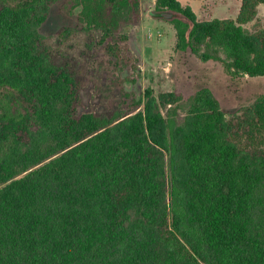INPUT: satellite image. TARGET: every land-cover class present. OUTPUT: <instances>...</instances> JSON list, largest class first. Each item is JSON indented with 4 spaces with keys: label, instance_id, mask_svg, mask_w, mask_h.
<instances>
[{
    "label": "trees",
    "instance_id": "16d2710c",
    "mask_svg": "<svg viewBox=\"0 0 264 264\" xmlns=\"http://www.w3.org/2000/svg\"><path fill=\"white\" fill-rule=\"evenodd\" d=\"M57 1L0 0V264H264V96L238 117L245 149L209 91L128 89L140 67L108 42L122 102L132 99L87 108L86 64L43 44ZM262 3L198 21L179 0H156L154 16L174 23L179 47L204 44L264 76V28L245 27ZM139 4L74 0L101 43Z\"/></svg>",
    "mask_w": 264,
    "mask_h": 264
},
{
    "label": "rangeland",
    "instance_id": "374dc122",
    "mask_svg": "<svg viewBox=\"0 0 264 264\" xmlns=\"http://www.w3.org/2000/svg\"><path fill=\"white\" fill-rule=\"evenodd\" d=\"M184 7H190L198 21L212 18H235L243 0H179ZM156 8V0H140L139 9L133 19L122 25L119 33L112 34L100 42L101 31L82 30L79 23V7L74 0H58L51 8L47 20L41 25L44 35L43 44L50 48L57 57L67 56L89 71L86 87L87 108H96L106 104L119 102L127 107L132 98L123 104L126 95L119 86L117 68L110 62L112 51L105 44L125 45L132 60L140 67V82L136 85L126 81V87L142 95L147 87H152L159 97L165 92H175L184 98L195 97L201 91H209L219 102L232 132L242 147L247 148V138L238 118L244 110L264 96V76H252L238 70L232 60L223 52L217 59L215 53L209 52L204 44L194 43L192 47H179L178 29L170 20L155 17L150 11ZM168 11V10H166ZM174 14V12H173ZM245 27L249 31L264 28V3L257 9L256 18ZM94 42V55L85 59L90 52L87 41ZM120 54L126 56L125 50ZM218 54V53H216ZM114 62L117 59H113ZM93 64V65H92ZM132 62L122 59L120 68L127 69ZM93 66V68H92ZM128 71V70H127ZM127 73V72H125ZM131 73H135L132 69ZM106 96L105 100H101ZM138 96V97H139ZM100 98V99H99ZM142 110L143 107L138 110ZM166 112V108H163ZM229 126V127H230ZM233 133V134H234Z\"/></svg>",
    "mask_w": 264,
    "mask_h": 264
},
{
    "label": "water",
    "instance_id": "95a60500",
    "mask_svg": "<svg viewBox=\"0 0 264 264\" xmlns=\"http://www.w3.org/2000/svg\"><path fill=\"white\" fill-rule=\"evenodd\" d=\"M155 11H156V9H152V10L150 11V13L153 15V14L155 13ZM163 15H164L166 18H168V19H171V18L174 16V14H173L172 11H164V12H163Z\"/></svg>",
    "mask_w": 264,
    "mask_h": 264
}]
</instances>
